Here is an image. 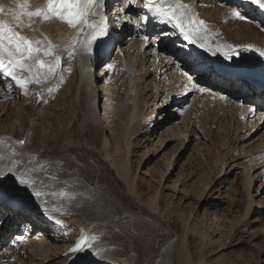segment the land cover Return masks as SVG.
Instances as JSON below:
<instances>
[{
  "label": "bare ground",
  "instance_id": "obj_1",
  "mask_svg": "<svg viewBox=\"0 0 264 264\" xmlns=\"http://www.w3.org/2000/svg\"><path fill=\"white\" fill-rule=\"evenodd\" d=\"M105 1L102 14L106 17L108 27L119 33L117 36L119 43L114 44L117 48L116 57L100 67L101 71L98 72L94 84L96 76L94 68L91 67L95 64V59H103L107 56L111 42L106 48H97L89 55L76 43L83 33L78 34L77 30L70 28L67 23L55 17L43 19L24 15L26 11L34 12L37 8H46L47 0H0V6L5 9L3 13H0V21L33 42H40L39 46L42 50L34 55H38L46 63H54L56 55L61 56L62 60L63 57L72 53L76 63L80 65V70H82L80 72L88 77L87 82L92 88L89 113L96 117L101 130L100 141H94L88 137L59 138L57 136L59 139L54 138L55 141L49 148L46 145L50 142L45 145L42 143L45 146H41L42 150L35 143L33 144L35 140L32 142L31 135L25 132L26 128L32 125L30 116L26 115L28 114L26 101L29 91L40 90V87L46 86L48 81L51 82L50 79L55 72L48 73L46 69L34 70L30 78L28 72L18 71L17 75L27 81L25 89H21L11 77L5 76L0 70V170L7 171L12 168L16 173L22 174L31 185L27 189L22 188L24 186L17 184L15 177L11 176L0 181V188L5 192H13L23 197L24 207L26 202L28 208L24 212L22 209L10 207L7 203H0V246L4 240L7 241L10 238L11 234H15L12 243H17V253L20 259L23 258L22 264L26 260L30 261V264H44L54 260L61 253L66 255L63 264H204L202 260L194 261L196 258L193 259L194 262H191L194 250L191 249L190 239L193 235L186 227V223L182 225L179 223L178 219H183L181 214H175L173 206L163 201L160 190H157L158 187L151 191L145 184L136 183L131 172L130 161H128L130 148L133 145L131 138L136 133L137 125L154 116V111L146 114L143 112L142 93H138L139 71L144 68V58L148 51V47H145L144 41L139 36L152 33L155 28L156 31H164L171 25L159 22L156 26V19L154 26L150 27L148 32L145 27L137 30L136 23L143 24V21L139 20V15L145 9L144 0H134L128 11L133 13L136 19L131 25L126 24L120 27V22L115 18L119 16L123 21L125 12L122 9L126 0H115L114 12H109V14L106 13V9L111 4V0ZM187 1L189 0H182L181 3L190 5L192 15H194L196 12V9H192L194 3ZM237 1L246 12L257 16L259 21L264 23V8H260L253 0ZM176 2L179 0H164L165 6ZM20 5L25 7L21 8ZM220 9V7L214 11L211 9L215 14L210 10L211 13L208 10L205 11L203 19L219 24L216 15ZM15 15L20 16L19 21L15 19ZM99 19L100 14L97 18H90V20L97 21ZM218 24L216 25L217 32L224 39L233 41L234 33L229 28ZM262 30L264 31V25ZM170 38L178 42L173 47L176 53L173 52V57L158 60L157 66L154 64V67L158 69L159 64L163 62L162 67L167 71L178 60L182 66L189 65L187 68L192 70L191 72L199 81L205 82L214 90L213 92L218 93L214 98L218 103L223 102L224 105L221 108L231 113V120H233L236 109L240 112L241 122L244 121L246 115L249 117L250 114H254L256 109L264 112V102H259L254 98L256 93L264 96V91L258 92L254 86H250L256 93L248 96L241 92V88L246 85L245 81L248 80L245 76L260 77V80L264 82V64L261 61L243 55H236L232 61H225L223 56L219 54L213 56L203 49L200 51L196 45L198 53L191 54L186 50L189 44L175 29ZM260 41L264 42V38ZM218 42L221 45L220 40ZM49 45H51L53 54L44 56L43 50ZM206 58L209 59L208 64L204 63ZM109 65L112 67L109 68ZM216 68L237 72L239 78L226 84L222 80V82H215L217 77L213 72L217 70ZM161 73L165 75V72ZM82 79L80 77V80ZM169 79L171 81V78ZM100 80L103 81L100 83ZM174 81L170 89H168L169 86L162 87L160 83L155 82L154 101L158 89L162 91L164 97L160 108L167 105L172 94L178 91L177 86L175 87L178 80ZM34 83L36 88L32 86ZM41 95V98L48 97L45 92ZM222 96L227 99H222ZM258 98L264 100L261 97ZM181 101L182 98L176 96L171 101L174 103L177 114L182 109ZM114 105L119 115L118 118L115 117L114 122L109 123L108 115ZM51 112L49 114L52 116L57 113L54 108ZM143 114L145 115L142 116ZM170 124L166 133L174 135L176 139L181 138V134L186 136L193 130V126L190 130L188 122H181L177 125H172L173 122H171ZM181 141L184 143V140ZM118 145L123 149L122 155L119 159L117 157L115 159L112 155L116 152ZM123 151L124 157H122ZM93 153L102 160L113 163L114 174L120 183L118 186L106 182L107 176L99 164L96 165L94 171L85 170L87 165L94 163ZM167 158L164 161L160 180L171 168V158ZM225 161L226 159L222 160V164ZM258 164H262L261 173H264V157L256 161L255 166L247 168L246 190L249 202L245 209L246 214L253 204L250 190L256 174H251V170ZM172 187L174 189L175 185ZM143 188L146 192H139ZM203 188L199 195L200 198L208 189L206 185ZM34 191L42 194L39 197L34 196L32 195ZM164 218L167 219H165L167 223L169 221L170 228L166 227L167 224L163 225L166 222L162 223ZM5 224H8L9 228ZM240 224L246 226V223H241L240 219L234 227V232H238ZM23 230H27V235L28 231H41V235L46 240L45 245L39 249H32L33 245L29 243L24 245L21 237ZM77 241L82 244L86 241L85 251L79 253L71 251ZM225 242L221 245L222 248ZM58 244L61 245L60 248ZM10 249L12 252L13 248L10 247Z\"/></svg>",
  "mask_w": 264,
  "mask_h": 264
},
{
  "label": "rangeland",
  "instance_id": "obj_2",
  "mask_svg": "<svg viewBox=\"0 0 264 264\" xmlns=\"http://www.w3.org/2000/svg\"><path fill=\"white\" fill-rule=\"evenodd\" d=\"M190 1L194 3L192 9H196V15L194 14L196 19L205 22L204 31L200 34L210 45H219L220 40L221 45L235 46L238 49L237 56H249L264 64V57L259 56L257 51L244 50L247 45H252L254 49L264 51V42L260 41L264 38L262 30L264 23L259 21L257 16L246 12L237 0H189L187 2ZM113 2L116 1L111 0V3ZM218 7L221 9L216 15L219 22L217 24L229 28L234 33L233 41L224 39L217 32V24L203 19L205 11L214 13V9ZM113 8L114 6L111 5L106 10L111 13ZM233 10L240 11L245 19L233 18L231 15ZM98 16L99 13L95 17ZM173 30L172 26L166 27L164 31H156L155 28V33L152 34H160L161 40L156 45L148 46L143 63L144 68L139 71L138 93H142V109L145 114L154 111V116L137 125L136 133L131 138L133 145L130 148L128 161H130L134 180L139 185L145 184L151 191L158 187L157 190H160L163 201L173 206L175 214H181L183 219H178L179 223L181 225L186 223V227L193 235L190 239L191 249L194 250L191 262L196 258L194 261L202 260L204 264H264V173H261L263 163L251 170V174H256L250 190L253 204L250 211L245 213L249 202L246 190L247 168L255 166L256 161L264 157V112L256 109L254 114H250L251 116L248 114L249 117L246 115L241 122L240 112L236 109L231 120V113L221 108L224 105L223 102L218 103L214 98L217 92H213L214 90L205 82L199 81L191 72L192 70L187 68L189 65L182 66L178 60L167 71L162 67L163 62L159 64L158 69L154 67V64L157 66L163 58L173 57V52L176 53L173 47L178 42L170 38ZM240 35L243 39L239 37ZM115 45L106 57L94 60L95 64L91 67L94 68L96 76L94 84L97 74L101 71L100 67L116 57ZM199 50L201 51L200 48ZM73 59L72 55L63 57L61 68L55 71L50 79L51 82L48 81L46 86L40 87V90H30L28 93L26 101L28 114L26 115L30 116L32 125L27 127L25 132L31 135L32 142L35 140L33 144L40 148L49 142L46 147H51L52 142L55 141L54 138L60 137H88L91 140L100 141L101 130L97 119L89 113L92 88L87 82V75L80 72L82 71L80 65ZM193 71L196 70L193 69ZM161 72H165V75ZM80 77L83 79L80 80ZM173 79L178 80L175 84L178 91L172 94L167 105H162L164 107L160 108L164 97L162 91L158 89L154 101L155 84L160 83L162 87L169 86L168 89H170L172 82L175 83ZM32 86L36 88L35 83ZM200 88H204L205 91L201 92ZM44 92L45 95L48 94V97L41 98ZM244 94L249 96L250 93ZM175 96L182 98V109L178 114L175 112L174 103L171 102ZM259 100L263 101L260 98ZM52 108L57 111L54 116L49 114ZM118 115L119 112L114 105L108 115V122H114ZM171 122H173L172 125L188 122L190 130L191 126L193 130L186 136L181 134V138L176 139L174 135L166 133ZM181 140H184V143ZM122 150L118 145L112 157L119 159ZM93 154L96 161L87 165L85 170L94 171L99 164L107 176L106 182L118 186L120 183L114 174L113 163L106 162L96 156L97 154ZM122 157H124V151ZM167 157L171 158V168L160 180ZM224 159L226 161L222 164ZM204 184L208 189L200 198ZM173 185H175L174 189ZM139 192L145 193L146 189L143 188ZM165 219L162 223L167 220ZM240 219L241 223H246V226L240 224L238 232H234V227ZM163 225L171 227L169 221ZM41 233L39 230L28 231L27 235V230H23L21 237L25 243L23 241L22 243L32 244V249L43 247L46 240ZM14 236L15 234H11L7 241L2 242L0 264H22L23 258L20 259L17 253V243H12ZM224 242L226 244L222 248L221 245ZM58 246L60 248L61 245L58 244ZM10 247L13 248L12 252ZM65 259L66 255L61 253L54 260L44 264H63ZM27 263L31 262L26 260L23 264Z\"/></svg>",
  "mask_w": 264,
  "mask_h": 264
},
{
  "label": "snow or ice",
  "instance_id": "obj_3",
  "mask_svg": "<svg viewBox=\"0 0 264 264\" xmlns=\"http://www.w3.org/2000/svg\"><path fill=\"white\" fill-rule=\"evenodd\" d=\"M134 0H126L122 11L125 12L123 21L117 16L115 19L120 22L119 26L131 25L136 16L129 12L128 9ZM260 8H264V0H253ZM19 7L24 8V5ZM105 7V0H47V6L44 9L37 8L33 11H26L24 15L28 17H41L43 19H50L55 17L61 22L67 23L70 28L76 29L77 33L83 35L76 41L84 52L91 55L95 49H104L109 42L119 43L116 33L113 29L108 27L106 17L102 14ZM145 11L139 15V20L143 24L137 22V30L146 27L153 18L159 20L160 23L171 25L179 35L188 44L196 45L205 52L215 56L219 54L223 56L225 61H232L236 56L238 49L233 45H210L203 36L200 35L204 31L205 22L197 20L192 15L191 7L188 4L173 3L165 6L164 0H144ZM5 11L3 6H0V13ZM100 14V19L90 20ZM151 13V16L148 14ZM233 18L243 20L244 15L240 11L233 10L231 13ZM191 17V18H190ZM17 21L20 20L19 15H15ZM139 38L144 41L145 47L156 45L161 40L160 34L153 35L152 33H145ZM40 42H33L32 40L21 35L19 32H14L3 21H0V70H3L5 76L11 77L15 84L25 89L27 81L17 75V72H28L29 77L33 76L34 70L46 69L48 73H54L58 68H61V56L56 55L54 63H46L40 59L38 54L41 52ZM244 50L257 51L259 56L264 57V51L254 49L252 45H247ZM51 45L43 50L44 56L52 55ZM72 53H69L71 55ZM28 61H33L29 63ZM109 68L112 66L109 65ZM204 92V88H200ZM222 99L227 97L222 96ZM9 176L15 177L17 184L22 185V188L31 187L29 181L24 178L22 174L16 173L12 168L7 171L0 170V181L5 180ZM42 193L34 191L32 195L39 197ZM0 203H7L10 207L18 210L23 209V197L14 194L13 192H5L0 188ZM47 211V209H45ZM86 241L82 244L80 241L76 242V246L71 249L74 253L85 251Z\"/></svg>",
  "mask_w": 264,
  "mask_h": 264
}]
</instances>
